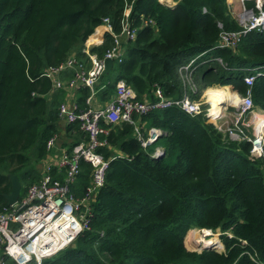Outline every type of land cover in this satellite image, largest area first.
I'll list each match as a JSON object with an SVG mask.
<instances>
[{
  "label": "trees",
  "instance_id": "16d2710c",
  "mask_svg": "<svg viewBox=\"0 0 264 264\" xmlns=\"http://www.w3.org/2000/svg\"><path fill=\"white\" fill-rule=\"evenodd\" d=\"M127 7L135 34L122 42L121 60L98 77L97 102L112 95L117 78L137 99L153 100L156 84L164 95L178 97L177 66L203 50L221 62L211 59L195 67L198 92L227 84L243 93L246 68L264 64V29L247 31L234 47L215 45L221 29L238 28L226 0L172 5L160 0H0V211L7 206L8 174L18 176V197L39 177L36 163L47 137L57 132L63 144L85 138L77 120L57 118L61 90H52L44 68L71 54L84 59L81 46L88 35L97 37V31L90 33L100 19L107 17L118 32ZM148 19L152 22L144 24ZM110 44L111 35L104 31L89 50L100 56ZM71 74L69 69L61 76ZM220 88L229 99L226 86L205 93ZM75 91L81 107L88 90L78 85ZM251 98L264 108V76L254 79ZM135 118L163 130L154 141L160 138L162 153L153 156L141 148L131 123L101 121L106 143L96 149L110 160L90 202L88 227L40 264H264V143L263 156L250 158L247 140L228 139L203 114L190 115L174 104ZM89 168L80 161L71 185L77 195ZM193 226L228 229L230 236L220 234L223 250L187 249L192 246L187 229ZM249 253H255L254 260ZM5 264L14 263L7 259Z\"/></svg>",
  "mask_w": 264,
  "mask_h": 264
},
{
  "label": "built area",
  "instance_id": "2783aa9c",
  "mask_svg": "<svg viewBox=\"0 0 264 264\" xmlns=\"http://www.w3.org/2000/svg\"><path fill=\"white\" fill-rule=\"evenodd\" d=\"M245 1H250V4L244 6L242 0H239L240 7L236 9L227 3L229 14L237 22L238 28L221 29L216 46L234 47L247 31L264 29V0ZM253 2L254 6H251ZM127 14L128 7L122 13L118 32L112 30L107 17L100 19L90 33L97 31V37L88 39V35L83 41L80 50L84 59L80 60L71 54L58 64L44 68L42 74L50 79L52 90L68 92L75 90L78 85L87 88L83 106L77 105L76 101L63 99L57 105V118L65 123L77 120L78 129L85 133V138L74 143L61 144L58 133L54 132L45 139L44 154L38 169L39 177L26 186L21 197L0 211V264H5L7 259L12 260L14 264H40L43 258L67 246L82 229L88 227L90 202L103 184L110 160L104 158L96 149L106 143L103 136L107 127L103 126L101 121L107 124L120 120L131 123L135 138L141 148L147 150V146L154 143L163 130L153 125L143 126L135 117L153 108L174 104L190 115L203 114L222 132V136L228 139L247 140L250 158L263 156L264 123L261 125L259 120L264 121V108L253 104L251 85L256 77L264 76V64L246 68L247 72L242 76L245 84L243 93L231 89L227 84L207 85L198 92L193 78L195 67L211 59L221 62L217 56H205L206 50H203L177 66L181 86L178 97L164 95L161 87L156 84L152 89L155 97L153 100L137 99L133 89L124 79L117 78L112 95L102 104L97 102L95 84L103 72L104 59L110 58L111 65L120 61L122 42L132 39L135 34V27H129ZM148 22L152 20L143 21L144 24ZM104 31L111 35V44L98 56L89 48L101 42ZM69 69L72 74L62 77L61 73ZM213 86L228 87L233 92L234 99H221L220 103H217L221 104L217 108V115L211 118L212 108L216 104L207 101L203 92ZM162 151L161 146L155 145L149 153L156 156ZM81 160L89 163L90 168L84 189L77 195L71 185L76 181ZM261 169L264 171V162ZM187 230L192 232L189 241L193 244H199L194 232L203 238L215 235L220 242V234L230 236L228 229L220 230L218 227L211 229L193 226ZM239 241L246 243L244 239ZM212 248L221 251L223 244L221 242V247ZM248 255L252 260L255 259V253Z\"/></svg>",
  "mask_w": 264,
  "mask_h": 264
},
{
  "label": "bare ground",
  "instance_id": "6f19581e",
  "mask_svg": "<svg viewBox=\"0 0 264 264\" xmlns=\"http://www.w3.org/2000/svg\"><path fill=\"white\" fill-rule=\"evenodd\" d=\"M205 91H207V89ZM205 91L203 92V97H205L207 101H212L213 105L216 104V106L214 108H212L211 118H213L214 114H216V112H217V108L221 106V105L220 106L217 105L218 101H221V99L227 98V97H226V95H224L223 97L221 95V98L219 99L218 96H215L216 94H219L218 91H212V92H206V93H205ZM209 93H211V95H207ZM233 97L234 96L229 93V99L233 100L234 99ZM259 122H260V120H259ZM191 234H192V232H191V230H189L188 241H189V237L191 236ZM194 235L196 237V240L199 242V244H193L190 241H189V243L194 245V246L196 245L197 248H201V247L219 248V242H218V239L215 235H213L209 238L208 237L203 238V237H201V235L197 234L196 232H194ZM199 237H201V239Z\"/></svg>",
  "mask_w": 264,
  "mask_h": 264
},
{
  "label": "water",
  "instance_id": "95a60500",
  "mask_svg": "<svg viewBox=\"0 0 264 264\" xmlns=\"http://www.w3.org/2000/svg\"><path fill=\"white\" fill-rule=\"evenodd\" d=\"M110 67H111V59L105 58L104 59L103 72H107L110 69ZM216 115H217V112H216V114H214V117ZM8 178H9V182H10V191L5 193L4 197L6 199L7 204H11L18 198L21 184H20L18 176L16 174H13V173L8 174ZM201 248H206V247H201Z\"/></svg>",
  "mask_w": 264,
  "mask_h": 264
},
{
  "label": "crops",
  "instance_id": "0c3cea01",
  "mask_svg": "<svg viewBox=\"0 0 264 264\" xmlns=\"http://www.w3.org/2000/svg\"><path fill=\"white\" fill-rule=\"evenodd\" d=\"M160 1L164 2V3L167 4V5H172V4H174L177 0H160ZM230 2H231V0H227V3H228L229 5H231V6L234 8V5H235V4L232 5ZM234 9H236V8H234ZM62 77H64V76H62ZM218 87H220V86H218ZM215 91H218V93H219V94H222L223 96L226 95V97H227V99H228L227 92H226V90H225L224 88H220V89H217V90H215ZM229 93L232 94L231 91H230V89H229ZM60 95H61V98H62L63 100H66V101H75V99H76V91H75V90H73V91H68V92H65L64 90H61ZM218 102H220V101H218ZM99 103L102 104L103 102H99ZM217 105L220 106L221 104H217ZM60 122H62V121H60ZM59 142H61V137H60V136H59ZM61 144H63V143L61 142ZM40 165H41V162H40V160H39V161L36 163V168H37V170L40 168Z\"/></svg>",
  "mask_w": 264,
  "mask_h": 264
},
{
  "label": "rangeland",
  "instance_id": "374dc122",
  "mask_svg": "<svg viewBox=\"0 0 264 264\" xmlns=\"http://www.w3.org/2000/svg\"><path fill=\"white\" fill-rule=\"evenodd\" d=\"M242 2L244 3V6H248V4H250V1L242 0ZM230 3H231L232 5L235 4V5H234V8H239V7H240V2H239V0H231ZM251 6H254V2L252 3ZM261 8H263V7H261ZM215 96H218V95H215ZM218 98H219V96H218ZM219 99H220V98H219ZM146 123H147V122H146L145 120L142 121L143 126L146 125ZM259 123L262 125V124L264 123V121H260ZM155 145L163 146L162 143H161L160 138H159L156 142H154V143L148 145V146H147V150L151 151ZM190 237H191V236H190ZM190 237H189V238H190ZM184 245H185V244H184ZM192 246H193V245H192ZM192 246H191V247L186 246V248L189 249V250H194V249L197 250V247H194V246L192 247Z\"/></svg>",
  "mask_w": 264,
  "mask_h": 264
}]
</instances>
